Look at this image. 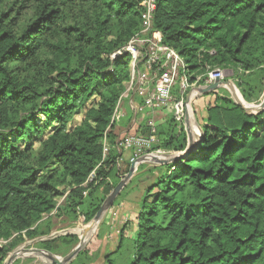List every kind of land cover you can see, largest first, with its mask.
I'll return each instance as SVG.
<instances>
[{
  "label": "trees",
  "instance_id": "obj_1",
  "mask_svg": "<svg viewBox=\"0 0 264 264\" xmlns=\"http://www.w3.org/2000/svg\"><path fill=\"white\" fill-rule=\"evenodd\" d=\"M145 1L0 0V264L54 232L55 220L66 228L93 220L130 169L119 139L150 137L152 122L153 150H187L170 108H153L168 113L162 122L130 106L116 119L131 81L125 48L142 30ZM152 31L183 58L190 83L230 71L244 101L261 103L264 0H157ZM210 94L205 118L194 111L195 148L150 170L140 212L123 222L120 241L126 226L137 232L132 264H264V111L246 112L225 89ZM79 240L36 247L65 257ZM96 261L87 246L71 264Z\"/></svg>",
  "mask_w": 264,
  "mask_h": 264
},
{
  "label": "built area",
  "instance_id": "obj_2",
  "mask_svg": "<svg viewBox=\"0 0 264 264\" xmlns=\"http://www.w3.org/2000/svg\"><path fill=\"white\" fill-rule=\"evenodd\" d=\"M144 5L142 30L125 48V52L131 56V86L133 85L134 73L137 71L141 73L143 70L144 74L143 77L139 78L140 83L137 91H135V95L141 99L142 103L131 101L130 107L135 114H143L146 111L152 112L157 105L169 107L174 119L185 126L186 95L193 87L198 86L202 77L197 78L196 82L190 83L187 65L183 58L174 49L163 44V37L160 32L151 34L157 0H146ZM123 55L124 52H118L115 57H122ZM216 80L226 81V71L221 69L210 71L204 80V84L200 86L211 85ZM176 90H178L179 96L175 94ZM149 125L152 134L148 138L126 136L118 140L117 147L119 150L133 151L131 163L147 154H164L160 149L153 150V146L159 140L154 124L150 122ZM108 152L109 149L106 147L104 158ZM91 180L92 178L89 179V181ZM110 216L114 223L117 212H112ZM6 243L0 241V246Z\"/></svg>",
  "mask_w": 264,
  "mask_h": 264
},
{
  "label": "water",
  "instance_id": "obj_3",
  "mask_svg": "<svg viewBox=\"0 0 264 264\" xmlns=\"http://www.w3.org/2000/svg\"><path fill=\"white\" fill-rule=\"evenodd\" d=\"M221 88L228 90L234 102L240 105L244 110H246V112L256 114L264 111V95H263V100L259 105L247 103V105L250 107H246L243 103L244 99L241 93L239 92V90L237 89V87L235 86L232 80H226V81L216 80L211 85L193 87L186 95V101H185L186 102L185 129L188 135V148L185 152L178 154H162V155L147 154L136 159L134 162L131 163L129 172L125 174L123 177H121L120 182L105 199L100 210L95 215L93 220L83 230H81L80 234L77 235L74 231H70L68 229L63 231L52 232L47 237L35 239L33 241L26 243L25 246H23L22 248L17 250L15 249V251H13V253L8 257V259L5 260L4 264H13L18 259L30 258L34 256L43 257L49 262V264H71L75 260V258L80 254L83 248L88 244L90 239L94 236L99 224L101 223L107 212H109V210L113 207L115 201L117 200L123 189L132 180L134 174L136 173L138 167L141 164L151 163L154 165L162 166V165L174 163L179 159H184L195 148L196 144L199 142L202 136V132H201V127L198 125L195 119V115L192 109V100L194 98L201 97L202 95L215 92ZM236 92L240 94V97L242 98V102L239 101L238 98H236V96L234 95V93ZM193 127L197 128V132L193 130ZM65 235H77L81 237L78 245L65 257L56 256L43 249L27 248L29 244L33 245L39 242L53 240L55 238Z\"/></svg>",
  "mask_w": 264,
  "mask_h": 264
},
{
  "label": "rangeland",
  "instance_id": "obj_4",
  "mask_svg": "<svg viewBox=\"0 0 264 264\" xmlns=\"http://www.w3.org/2000/svg\"><path fill=\"white\" fill-rule=\"evenodd\" d=\"M143 75H144L143 70L141 73H139L137 71L136 73L133 74V77H132L133 85L131 86V83H129L127 85V89H126V92L124 94V102L121 103V105L119 107V111L121 110L122 112L120 113L119 116L116 117V119H118L119 117L121 119V117L123 116V114L125 112L124 110L128 106L131 105L130 104V100L132 99L131 97H134V99H135L134 101H136L138 99L137 96H135V91H137L138 84L140 83L139 78L143 77ZM147 75H148V73H147ZM231 77H232V72L226 71V79H228V78L231 79ZM226 91H228V90H226ZM128 99H129V102L127 101ZM254 105H259V104H254ZM166 109H169V107H167ZM197 123H198V121H197ZM198 125H199V123H198ZM125 155L127 157L128 154L125 153ZM139 174H140L139 176H135L126 185V187L121 192L122 194L115 201V207H114L115 210H119V208H120L119 205H123L124 203L134 206L137 213H135V211L133 212V216H132L133 218L140 212V210L143 206V202H144V199L146 197L147 191L150 188V186L152 184H154L155 179H156V175H152L151 177H149L150 169L147 170L146 167H143L140 170ZM115 210H113V212H115ZM108 213L109 212H107V214ZM107 214L105 215V217L103 218V220L101 221V223L98 226V228H99L100 225L103 224L100 228L98 236L96 238H94L96 235V232L98 230V228H97L94 236L90 239V241L83 248V250L87 246L88 247L90 246V250L92 251V253L94 255H96L97 261L94 264H102L103 262H104L103 264H107L105 262L106 257L110 254H113L109 258L112 261L111 262L112 264H132V262L134 261V255H135V240L137 239L136 238L137 232L134 229H132V225L126 226L125 230L127 232H124V233H126L125 238L122 241H120V234L116 231L110 232L109 226H111V224L109 226L106 225V220H108L110 217L109 215L107 216ZM118 216H119V211H118ZM116 221H117V217L115 219V224H116ZM55 226H56V228H55L54 232L55 231L56 232L57 231H63V230L68 229L70 231H74L78 235V234H80L81 230H83L87 225L78 224L74 228H66L67 224L61 222V220H55ZM117 229H119V231L121 232L122 229L124 230V225L119 226ZM132 230H133V232H132ZM114 233H116V235H114ZM113 235H114V237H113ZM78 237L81 239L80 236H78ZM109 238H110L109 243H107V245L104 246V242L107 241V239H109ZM28 242H30V241H27L26 243H28ZM79 242H80V240H79ZM26 243L20 245L17 249L22 248L23 246H25ZM27 248H35L36 249L37 247H36V244H33V245L29 244L27 246ZM37 249H39V248H37ZM12 253H10L6 259H8V257ZM61 257H63V256H61ZM18 260H20V262L18 264H49V262L41 256H34V257H30V258H21ZM18 260H16V261H18ZM16 261L13 264H15Z\"/></svg>",
  "mask_w": 264,
  "mask_h": 264
},
{
  "label": "crops",
  "instance_id": "obj_5",
  "mask_svg": "<svg viewBox=\"0 0 264 264\" xmlns=\"http://www.w3.org/2000/svg\"><path fill=\"white\" fill-rule=\"evenodd\" d=\"M226 80H232V79L228 78ZM195 87H198V86H195ZM221 89H224V88H221ZM211 93H213V92H211ZM131 98L132 99L130 100V102L131 101H134V97H131ZM213 99H214V95L213 94H210V93H208L206 95H202L201 97H198V98H194L192 100V109H193V112L194 111H197V112H200L201 111L200 112L201 115H202L201 116V119H204L205 116H206L205 109H206V107H208L213 102ZM193 102H195L196 106H193ZM166 114H168V113L167 112H156V111H154L153 113H151V115L154 117V120L156 119L159 122H162L163 121V119L165 118ZM169 115H170V109H169ZM194 115H195V113H194ZM195 119L197 121L196 115H195ZM199 126H200V124H199ZM193 130L195 132H197V128L193 127ZM125 153L128 154L127 157H126ZM131 157H132V151L131 150H124L122 152V159H124L123 160V162H124L123 165H125L126 163H128V161L131 159ZM140 166H142V168L143 167H146L147 170H149V169L150 170H153V168L157 167L158 165H154V164H151V163H144V164H141ZM139 167H138V169H139ZM138 169H137L136 173L134 174L133 178L135 176H139L140 175L139 174L140 170L138 172ZM152 175H157V172L156 173L155 172L154 173H150L149 177H151ZM119 207H120L119 210H117V211L115 210L117 212V219H118V221H116V224L115 223L113 224V220H112L111 216L109 217L108 220H106V225L107 226H109V224H111V226H109L110 227V232L116 231V232L119 233V229H117V228L119 226L123 225V222L128 221L129 219L133 218L132 216H133V212L134 211H135V213H137V211L135 210L134 206H132V205H129V204H125L124 203L123 205H119ZM118 211H119V216H118ZM125 232H127V231H125ZM132 232H133V230H132ZM114 235H116V233H114ZM114 235H113V237H114ZM125 235H126V233H125ZM109 240H110V238L107 239V241L104 242V246H106L107 243H109Z\"/></svg>",
  "mask_w": 264,
  "mask_h": 264
},
{
  "label": "bare ground",
  "instance_id": "obj_6",
  "mask_svg": "<svg viewBox=\"0 0 264 264\" xmlns=\"http://www.w3.org/2000/svg\"><path fill=\"white\" fill-rule=\"evenodd\" d=\"M234 95L236 96V98H238L239 101L242 102V98L240 97V94H239L238 92L234 93ZM243 103H244V105H245L246 107H250V106L247 105V103H246L245 101H243ZM195 130H196V129H195Z\"/></svg>",
  "mask_w": 264,
  "mask_h": 264
}]
</instances>
